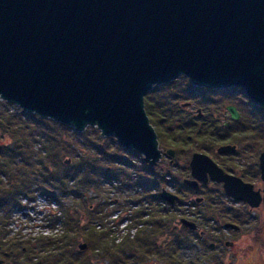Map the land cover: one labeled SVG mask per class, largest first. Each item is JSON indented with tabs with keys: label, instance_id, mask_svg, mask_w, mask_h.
Returning a JSON list of instances; mask_svg holds the SVG:
<instances>
[{
	"label": "water",
	"instance_id": "obj_1",
	"mask_svg": "<svg viewBox=\"0 0 264 264\" xmlns=\"http://www.w3.org/2000/svg\"><path fill=\"white\" fill-rule=\"evenodd\" d=\"M181 76L199 88H241L264 111V0H0V101L78 133L93 127L149 168L174 150L159 147L145 96ZM226 114L239 118L234 105ZM259 167L264 180V151ZM189 168L190 188L209 176L229 197L258 205L253 185L210 156L194 152Z\"/></svg>",
	"mask_w": 264,
	"mask_h": 264
},
{
	"label": "rangeland",
	"instance_id": "obj_2",
	"mask_svg": "<svg viewBox=\"0 0 264 264\" xmlns=\"http://www.w3.org/2000/svg\"><path fill=\"white\" fill-rule=\"evenodd\" d=\"M175 87L176 86H173V90H175ZM229 89L230 90L228 92H223L221 94L209 92V90H207L206 88L199 89L194 93V95L196 96L195 99L181 100V104H184V106L182 105V108L186 107V110L192 109L195 115L200 116V114L202 113V108L209 109L205 107L206 104H210L209 107H211V103L220 102L221 106H219L222 111H220L219 113L222 115L219 121L222 125V123L224 122L223 113L224 111L226 112L225 106L235 104L237 108L244 114V121H242L240 124L246 125L252 132H250L248 129H244L245 126L236 124L239 127L238 129H231L232 131L228 129L230 131L229 141H241V149L245 147V142L247 141L264 142V115H259L257 111L255 112V109L251 107L252 104H250L249 100H247V98L244 96L241 88L233 87ZM179 91V89H176L174 92L177 93ZM198 110L200 111L197 112ZM29 115L34 117L31 119L36 120V115L23 113L18 106L0 101V120L2 121H0V146H9V144L13 142V137L17 138L20 136L21 138H19V141H22V138L26 139V137H28L27 145L30 146V149L26 151V154H30V158L27 160V162L29 164L32 163V165L29 166V168L31 169L29 171L33 172V170L36 168L35 164L37 163L35 159L38 158V152L39 149L42 148L43 143L41 138L39 139L37 137L34 138L31 136L32 134H37V129L35 128V126L37 125L34 126L32 121V123L26 121ZM252 117H255V121L253 122ZM17 123H21L20 125H26L27 131L21 128L22 126L19 125H17V127L15 128L14 126ZM249 123L252 127H249ZM45 124L47 123H41L40 126L44 127ZM231 124H234V122H231ZM32 126H34L33 129L31 128ZM47 126L52 127L53 125L48 123ZM52 128H49V130L51 131ZM240 128L243 129L239 130ZM87 129L88 130L86 132L84 131L85 133H78L71 130L70 128L61 129L63 137L66 140L65 142L66 144H68L66 151L68 153L66 156H63V159L64 163L66 160H69V162L65 163L66 165H69V167L72 164L79 165V163H76L77 157L75 155L77 151L83 154L84 151L82 150V148H85L89 145L94 146L95 144H100V142L103 143V141L99 138L107 139L100 136L97 129L93 127H88ZM10 130H13V137L10 134L11 132H9ZM80 134L81 136H79ZM110 138L113 139L112 137ZM217 145H214L213 149H215ZM198 146H200V144H194L189 148L187 147L185 150L179 151V154H175L176 151H174L173 157L165 155L162 164L158 163L154 168H149L148 165L142 161V156L138 153L139 157H141V160H139L137 156H131V162L135 165L133 171L131 170L132 168H124L123 171H121V176L123 178L128 176L126 178L128 179L127 181H125L123 178H118L117 181L112 184H105L100 187H94L91 185V188H83L77 184L76 180H71L73 182H68L66 185V191L68 192V194L66 195H62L60 190H58L57 188L53 189L54 194L52 195L50 193L52 191L47 189L48 187H51L45 184L42 185L44 181L42 176L39 175L38 180L35 179L34 181H31L30 186L33 187L29 188V191H27L25 195L23 194L19 196L17 198V201L10 204L7 209L4 208L0 210V223H2L0 224V242L6 243L5 247L1 248L2 250H0L1 262L3 261V252L6 251L8 253H12L10 249L14 248V244L18 245V248L16 250L17 254L22 255L24 252L22 251L21 247L26 246L27 249L28 247L31 248L33 253L37 255L35 261H41L42 259L40 258L43 255L41 254V252H38V254H36V251L34 249H40L38 248L39 242L44 238H58L63 233H65V231H67L70 225L69 223H65V219H67L66 222H68L70 218L68 219L67 214L69 213L73 214L76 218H81V220L76 219L74 221L78 220L77 222L83 224V226L87 225L88 227V222L90 220H93V222L90 223H96L97 230H101L105 227H109V229L111 228L112 234L117 236L114 242L120 243L123 238L134 239L135 235L140 231L144 233L155 232L156 228L153 227V224H151V227L149 228L148 224L144 223V220H151L155 222L153 217L155 213L165 208L168 209V211L166 212L169 213V215L167 216V220H171H161V222H164L166 224L163 226L165 228H158L156 232V234H159L156 242L159 243L160 246L162 245V248H164V251L161 252V254L163 255L159 258L153 252H151V255L147 256L137 255V262L135 261L133 263L132 261H130L126 264H245V258H247L249 251L248 249L240 251V254H238L236 256V259L233 261H231L230 259H225L223 262L219 263V261L214 259L215 256L211 254L209 250H207L206 244L203 247L201 242L197 240L196 236L198 234V231L190 230L180 223V218L184 217L196 222L198 225V222L196 221V219H198L197 215H202L200 212V206L202 205V202H198L199 197L207 196V200H219L223 198H219V192L216 191L217 189H221L218 184L214 183L208 185L205 188H202L203 192L200 191L194 193L184 183V179L190 177L188 162L190 161L191 155L194 152L201 151ZM7 148L0 150V160L2 159L0 163H4V151L6 150L7 164H5V168H10L11 166H13V164L11 162L9 153H7ZM166 150L167 149L165 148L163 149L164 152ZM116 151L117 149L115 147L110 148L111 153H114ZM203 152L206 151L203 150ZM40 154L43 155V150L42 152H40ZM124 155H126V153H124ZM126 157L129 158L130 156L128 155ZM169 158L172 159V164L177 165L170 166L168 162ZM229 165L230 164H228V166ZM26 166L28 165L26 164L24 167ZM2 168H4V166H0V171ZM10 169L14 173L16 172V170H14L13 168ZM151 169L153 170L151 171ZM7 178L8 180L10 178L8 174ZM7 178L3 177L0 181V187H4L3 189L7 188ZM159 178L162 181L157 183ZM249 181L253 183L252 178H250ZM38 185L43 186V190L39 189ZM74 185H78V188ZM163 189L169 193L176 194L179 199L174 201L173 203L162 200L159 195ZM1 194H3V191L1 192ZM52 197L56 198L55 201L57 202V206L56 203L48 205L47 202L44 201V198H46L48 202H50V199H52ZM60 204L62 205V207H60ZM226 205L227 204L225 203V205H223L222 207L224 209H227ZM23 208H26V211L28 212L24 217L22 215ZM18 209H21V211H18ZM138 210H142L144 215L140 219H134L133 215ZM47 212L50 213L46 214ZM53 212L55 213V217L60 220V223L56 227L57 232L55 231V228L50 226L51 224H56V218H51ZM172 213H174V216H171ZM214 213L215 212H213V210L208 209L207 211H205L204 216L210 217ZM33 215L36 217V219H32ZM3 218H5L6 221H3ZM201 220L202 218L199 217V225ZM124 222L126 225L122 227V224ZM45 226L51 228L52 233L50 235V232L45 233L47 235H43L42 232L46 230ZM206 230V237H213V235H211L210 229ZM51 235L52 237H50ZM172 235H174V237ZM243 236L247 237L244 234ZM247 238H244V240L246 239L247 241ZM45 240L47 239H44V241ZM111 240L112 237L110 233L108 241L112 242ZM174 240L178 241L177 244L180 243L179 247L176 248L174 253L176 261L173 258H167L171 251L169 243L172 245V243H175ZM85 242L86 241L82 238H78L76 240V248L79 250V244H83ZM149 242L150 241H148V243ZM240 246H243V244H241ZM150 247H153V245L149 246V248ZM86 249L87 248L82 250L84 254H86ZM203 249L205 250V253H207V255L205 256H202ZM45 250H48L47 245L45 246ZM33 264L38 263L34 262ZM93 264H109V261L106 260L103 263L94 262Z\"/></svg>",
	"mask_w": 264,
	"mask_h": 264
},
{
	"label": "trees",
	"instance_id": "obj_3",
	"mask_svg": "<svg viewBox=\"0 0 264 264\" xmlns=\"http://www.w3.org/2000/svg\"><path fill=\"white\" fill-rule=\"evenodd\" d=\"M173 86H176L175 90L179 89L180 91L175 93ZM199 89L205 88L193 86L186 77L181 76L170 84L155 86L152 91L145 96V111L150 123L154 126L157 133L160 148H171L176 151L175 154H179V151L185 150L187 147L189 148L194 144H200L198 148L203 151L211 147L213 148L217 143H222L230 139V131L228 128H223L219 121L222 115L219 113L222 111L220 108V102L211 103V107H209L210 104H206L207 106L205 105V107L209 109H201L203 114L202 117L195 115L192 109L186 110V107L182 108V105L184 106V104H181V100L195 99L196 96L194 93ZM207 90L213 92L210 89ZM229 90L230 89H228V91ZM256 111L259 115H264V112L255 108V112ZM29 117L26 121H32L34 126L37 125L35 126L37 134H32L31 136L34 138H41L43 143L42 148L39 149L38 152L39 156L35 159L37 162L35 164L36 168L33 172L29 171L31 170L29 166H31L32 163L29 164L27 162L30 158V154H26V151L30 149V146L27 145L28 137H26V139L22 138L23 140L19 141V138L21 137H13V130H10L9 132H11L10 134L14 138L13 142L6 147L1 145L0 150L8 147L7 153H9L13 164L10 168H13L16 172L14 173L10 168H5V164H7V154L5 150L4 163H0V166H4L0 171V181L3 177L7 178V174L10 178L9 180L8 178L6 179L7 188L3 189L4 187H0V210L4 208L7 209L10 204L17 201L19 196L23 194L25 195L27 191H29V188L33 187L30 186L31 181H34L35 179L38 180L39 175L42 176L44 181L42 185L45 184L52 188H47L52 191L50 192L52 195L54 194L53 189L56 188L60 190L62 195H66L68 194L66 191V185L68 182H73L71 180H76L77 184L83 188H91V185L94 187H100L105 184H112L117 181L118 178H123L121 176V171H123L124 168H132L131 170L133 171L135 165L131 162V156H137V158L141 160V157H139L137 152L125 150L117 144L114 138L111 139L108 137L107 139L99 138L103 143L100 142V144H95L94 146L89 145L82 148L84 151L83 154L77 151L75 156L77 157L76 163H79V165L72 164L69 167V165L64 163L63 159V156H66L68 153L66 152L68 144H66V140L61 132L62 128L68 129V127L49 119H40L36 117V120H33L31 118L34 117L31 115H29ZM243 117L244 114L241 112L240 123L244 121ZM254 119L255 117H252V122L255 121ZM41 123L47 124H45L44 127H41ZM48 123L52 124L53 128L48 127ZM20 124L21 123H17L14 127L16 128L17 125H19L26 130V125ZM251 124L249 123L248 125ZM34 126L31 128L33 129ZM49 128H52V130L50 131ZM87 130L88 129H86L85 132ZM79 136H81V134ZM113 147H115L117 151L111 153L110 148ZM42 150L43 155L40 154ZM124 153H126V155H124ZM128 155L130 156L129 158L126 157ZM0 161H2V159ZM162 161L163 160H161L159 164H162ZM168 162L170 166L177 165L172 164V162L170 163V161ZM26 164L28 166L24 167ZM152 170L153 169H151V171ZM127 177L128 176L123 179L127 181ZM159 182L157 181V183ZM78 185L74 186L78 188ZM38 188L43 190V186L41 185H38ZM2 191L3 194H1ZM53 198L56 200L55 197ZM60 207H62L61 204ZM166 211H168V209L164 208L161 211L156 212L153 216L155 222L144 220V223L148 224L149 228L151 227V224H153V227L156 228L155 232L144 233L140 231L135 235L134 239L123 238L120 243L114 242L117 238L114 234H111L112 242L108 241V237L110 233H112L111 228L109 229V227H105L101 230H97L96 223H90L93 222V220L88 222V227L87 225L83 226V224L77 222L78 220H81V218H76L73 214L69 213L67 214L68 219L70 218L68 222H66L67 219H65V223H69L70 225L67 231L58 238H44L47 240L44 241L43 239L39 242L38 248L40 249H34L36 254L41 252L43 255L40 258L42 260L39 262L37 261V263L93 264L94 262L103 263L108 260L109 264H126L130 261L133 263L135 261L137 262V255L147 256L151 255V252L156 254L159 258L163 255L161 252L164 251V248L156 242V239L159 236L156 232L158 228H165L163 226L166 224L161 222V220H171H167L169 213ZM143 215V211L138 210L134 213L133 218L140 219ZM171 216H174V213H172ZM76 219L78 220L74 221ZM3 221H6V219L3 218ZM172 236L174 237V235ZM78 238H82L86 241V254H84L82 250L76 248V240ZM148 241L150 242L148 243ZM174 241L175 243H172V245L169 243L171 251L167 258H173L176 261L174 253L180 243L177 244L178 241ZM5 245L6 243L0 242V248H4ZM46 245L48 246V250H45ZM152 245L153 247L149 248V246Z\"/></svg>",
	"mask_w": 264,
	"mask_h": 264
},
{
	"label": "flooded vegetation",
	"instance_id": "obj_4",
	"mask_svg": "<svg viewBox=\"0 0 264 264\" xmlns=\"http://www.w3.org/2000/svg\"><path fill=\"white\" fill-rule=\"evenodd\" d=\"M212 91L215 94H220L223 92L226 93L228 89ZM249 103L252 104L250 101ZM234 106L236 107V105ZM251 107L259 110L253 104ZM236 109L239 112V118L237 120H232L229 114H226L224 111V122L222 123V127L228 128L230 131H232L239 128L237 125H243L245 126L244 129H248L246 125L240 124L239 121L241 112L237 107ZM202 116L203 114L201 113L199 117ZM226 122L227 124L224 125ZM231 122H234V124H231ZM249 127L252 126L249 125ZM241 129L243 128H240L239 130ZM248 130L252 132L250 129ZM226 144L234 145V150L232 152H218V148ZM240 144L241 141L230 142L228 140L218 143V145L216 144L217 146L215 149L211 147L204 150L206 152H200L210 156L225 173L237 176L244 182L252 184L253 190L258 191L260 194V201L258 205L251 206L247 202L235 200L229 197L225 193L223 183L215 182L208 176V181L205 183L199 182L197 189L190 188L188 185L187 186L192 190V192L195 193L200 191L203 192L202 188L215 183L221 188L216 190L219 192V198H223L219 200H207V196L199 197L198 202H202V205L200 206L201 210L199 209L202 215H197L198 219H196V221L198 222V225L194 231H198L196 236L197 240L201 242L203 247L206 244L207 250H209V252L215 256L214 259L219 261V263L223 262L225 259H230L233 261L236 259V256L240 254V251L248 249L249 251L247 258H245V264H264V180L261 177V171L259 167L260 155L264 151V142L247 141L245 142V147L243 149H241ZM165 155L166 154L163 155L161 160L164 159ZM169 161L171 163L172 159L169 158ZM228 164L230 165L228 166ZM250 178L253 179V183L249 181ZM225 203L227 204V209L222 207L225 205ZM208 209L213 210L215 213L210 217H205V211ZM199 217L202 218L200 225ZM206 229H210L211 235H213V237H206ZM243 234L248 238L244 237ZM244 238H247V241L246 239L244 240ZM241 244H243V246H240ZM13 247L14 248L10 249L12 253H8L6 251L3 252V261L1 264H33L34 262H37L35 261L36 255L33 253L31 248L28 247L27 249L26 246H22L21 248L24 253L20 255L17 254L16 251L18 245L14 244ZM0 250L2 249L0 248ZM202 252V256L207 255L204 249Z\"/></svg>",
	"mask_w": 264,
	"mask_h": 264
},
{
	"label": "built area",
	"instance_id": "obj_5",
	"mask_svg": "<svg viewBox=\"0 0 264 264\" xmlns=\"http://www.w3.org/2000/svg\"><path fill=\"white\" fill-rule=\"evenodd\" d=\"M24 198H26V197H24ZM31 200H33V199H31ZM44 201H46L48 205H50V204H52V203H56V206H57V202L55 201V199H50V202H48V200H47L46 198H44ZM18 211H21V209H18ZM26 213H28V212L26 211V208H23V212H22L23 217L26 216ZM48 213H50V212H47L46 214H48ZM51 218H56L54 212L52 213ZM32 219H36V217L33 215ZM55 223H56V224H54V225L51 224L50 226L53 227V228H55V231L57 232V228H56V227H57V225L60 223V220H59L58 218H56V219H55ZM38 225H39V224H38ZM125 225H126V224H125V222H124V223L122 224V227L125 226ZM45 227H46V230H45L44 232H42L43 235H47V234H45V233H47V232H50V233H49V235H50V234L52 233L51 228L48 227V226H45ZM50 237H52V235H51Z\"/></svg>",
	"mask_w": 264,
	"mask_h": 264
},
{
	"label": "bare ground",
	"instance_id": "obj_6",
	"mask_svg": "<svg viewBox=\"0 0 264 264\" xmlns=\"http://www.w3.org/2000/svg\"><path fill=\"white\" fill-rule=\"evenodd\" d=\"M159 181H162V180L159 178L158 182H159Z\"/></svg>",
	"mask_w": 264,
	"mask_h": 264
}]
</instances>
